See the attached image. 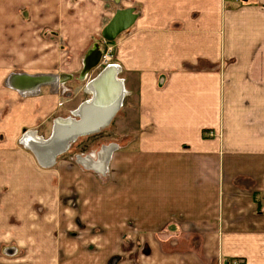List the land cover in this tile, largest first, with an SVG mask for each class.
I'll return each instance as SVG.
<instances>
[{
  "label": "crops",
  "instance_id": "crops-1",
  "mask_svg": "<svg viewBox=\"0 0 264 264\" xmlns=\"http://www.w3.org/2000/svg\"><path fill=\"white\" fill-rule=\"evenodd\" d=\"M109 46L137 120L100 184L21 139L84 101L66 107L46 76L83 78ZM236 259L264 264V0H0V264Z\"/></svg>",
  "mask_w": 264,
  "mask_h": 264
},
{
  "label": "water",
  "instance_id": "water-1",
  "mask_svg": "<svg viewBox=\"0 0 264 264\" xmlns=\"http://www.w3.org/2000/svg\"><path fill=\"white\" fill-rule=\"evenodd\" d=\"M136 18L137 14L134 8H118L111 20L103 28V38L110 42L115 40L122 32L134 24ZM100 57L101 52L96 49L88 58L82 75L96 67L99 64ZM118 72L119 68L114 65H109L104 68L88 83L87 89L92 94V99L90 98L91 100L88 99L82 102L77 110L72 112L71 116L66 118L58 117L55 119L49 141L53 144L52 141L58 139L60 144H62V148H58L60 150L55 152L54 163L56 162V157L67 151L80 136L101 132L112 122L120 110L126 95L123 81L117 77ZM63 78H65L64 75L61 79ZM42 81L32 82L30 85L35 89L44 83ZM72 117L75 118V120H73ZM57 120L62 121V130L55 129ZM32 151L38 162L41 163L37 152L34 150ZM44 166L48 165L45 164Z\"/></svg>",
  "mask_w": 264,
  "mask_h": 264
},
{
  "label": "rangeland",
  "instance_id": "rangeland-1",
  "mask_svg": "<svg viewBox=\"0 0 264 264\" xmlns=\"http://www.w3.org/2000/svg\"><path fill=\"white\" fill-rule=\"evenodd\" d=\"M105 64H101L97 68H93L89 73H87L86 77L79 78L80 72L75 76V78L64 81H56L58 88H55L54 84L51 82L50 84H45L48 86L46 91L53 94L54 97L59 100H68L66 102V107L73 106L77 104L80 99L88 100L92 97V94L89 92L88 83L94 79L101 71L104 69ZM79 78V79H78ZM44 85V84H43ZM46 92V93H48ZM83 101V102H84ZM126 103V98L124 100ZM72 115V112H70ZM56 115L52 118L47 124H44L41 128L35 129L44 139L48 138L52 132V125H54V121L56 119ZM137 120V110L136 108L130 107L127 108L125 105L119 110L118 114L115 116L113 122L114 127L109 126L107 129L102 130V134L96 137H91L92 135H84L80 136L69 148L67 151L59 154L57 156V160L52 166L56 168L61 164H67L69 166H77L78 169L83 172H90L95 174L94 176L97 178L100 184H106L109 181V172L106 174H98V172L93 170L85 169L83 165L78 162L77 155H86L89 151H93L97 148H101V146L107 142H113L115 139L121 140L126 136L127 131L131 129V126L136 123ZM23 131V135L27 132ZM100 132V133H101ZM98 134V133H97ZM100 142V143H99ZM99 143V144H98ZM84 153V154H83ZM4 250V249H3ZM11 255V254H9Z\"/></svg>",
  "mask_w": 264,
  "mask_h": 264
},
{
  "label": "bare ground",
  "instance_id": "bare-ground-1",
  "mask_svg": "<svg viewBox=\"0 0 264 264\" xmlns=\"http://www.w3.org/2000/svg\"><path fill=\"white\" fill-rule=\"evenodd\" d=\"M87 73L88 72L84 73L83 78L86 77ZM46 77H47V79H49V80L51 79L52 80L50 82H47V84H50L52 82L54 84L55 88H58V87H56L57 83H56V80H55V76L54 77L46 76ZM43 78H45V76ZM37 79L40 80L37 77L34 78V80H37ZM27 81H30V83L34 82L33 79H30V77L28 78ZM35 82H38V81H35ZM32 93H34V92L32 91ZM91 99H92V97H91ZM91 99H89V100H91ZM60 120H57V123L55 125V129L56 130H62L61 128L63 127L62 126L63 123H61L62 121H60ZM73 120H75V118H73ZM50 137H51V135L48 138L44 139L42 136L37 135L35 131L30 130V131L26 132L24 137L22 138V143L26 147H28L29 150L36 151L37 154L39 155L40 162L42 164H44V165L47 164L48 166H52L51 164H53L54 160H55V157H54L55 156V152L57 150H60L58 148H60L62 146V144H60L58 139H55V141H52L53 144H51L50 141H49ZM33 138H34V141L31 142L33 140ZM112 146H116V143L103 144L101 149L97 148V149H95L93 151H89L85 155V157H82L80 155L79 158H78V162L88 166V168H90V169H94L93 168L94 166L88 165L86 163L88 161H86V160H89L91 162H98L101 159V152H103L105 150V148H108L109 149V157H108V159L106 161L105 166H103V167H95L96 169H99L102 172H105L107 170V166H108V162H109V159H110L111 150L113 148Z\"/></svg>",
  "mask_w": 264,
  "mask_h": 264
},
{
  "label": "built area",
  "instance_id": "built-area-1",
  "mask_svg": "<svg viewBox=\"0 0 264 264\" xmlns=\"http://www.w3.org/2000/svg\"><path fill=\"white\" fill-rule=\"evenodd\" d=\"M111 51H112V47L111 46H109L106 51H101V57H100L101 64H105L106 66H108V65H118V64H116V63H114V62L111 61L112 60ZM115 147H117V146H115ZM101 148H102V146H101ZM80 155L81 154H78L77 155V158ZM81 156L82 157H85V155H81ZM81 165H83L85 167V169H90V168H88V166H86L84 164H81ZM93 168L94 169H91V170L98 172V174L100 173V174L104 175V174H106V172H108V166H107V170L105 172H102L101 170L96 169L95 167H93ZM242 263H243V261L241 259H236L233 262V264H242Z\"/></svg>",
  "mask_w": 264,
  "mask_h": 264
},
{
  "label": "trees",
  "instance_id": "trees-1",
  "mask_svg": "<svg viewBox=\"0 0 264 264\" xmlns=\"http://www.w3.org/2000/svg\"><path fill=\"white\" fill-rule=\"evenodd\" d=\"M102 134V132L101 133H98V134H94V135H92L91 137H96V136H99V135H101Z\"/></svg>",
  "mask_w": 264,
  "mask_h": 264
},
{
  "label": "flooded vegetation",
  "instance_id": "flooded-vegetation-1",
  "mask_svg": "<svg viewBox=\"0 0 264 264\" xmlns=\"http://www.w3.org/2000/svg\"><path fill=\"white\" fill-rule=\"evenodd\" d=\"M78 158H79V156H78ZM78 158H77V159H78ZM56 160H57V158H56ZM86 161H88V160H86ZM86 161H85V162H86ZM86 163H87V164H90V163H88V162H86ZM91 166H94V165H91ZM94 167H97V166H94Z\"/></svg>",
  "mask_w": 264,
  "mask_h": 264
}]
</instances>
